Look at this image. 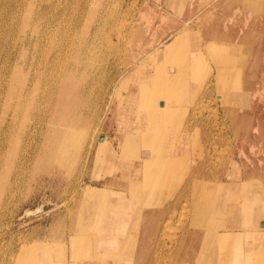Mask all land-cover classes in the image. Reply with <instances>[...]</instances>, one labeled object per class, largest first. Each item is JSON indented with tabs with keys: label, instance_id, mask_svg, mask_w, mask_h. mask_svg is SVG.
Returning a JSON list of instances; mask_svg holds the SVG:
<instances>
[{
	"label": "rangeland",
	"instance_id": "rangeland-1",
	"mask_svg": "<svg viewBox=\"0 0 264 264\" xmlns=\"http://www.w3.org/2000/svg\"><path fill=\"white\" fill-rule=\"evenodd\" d=\"M56 1L0 0V29L4 30H0V264H26L30 258L27 253L30 246L46 240L63 243L66 247L67 264H78L73 261L78 259L74 242L77 234L73 229L78 215L72 220V212L77 208L75 198L81 185L103 191L102 193L107 195V202L118 197H132L127 188V191L123 192L119 185L111 183L110 179L120 174L114 175L107 168L110 167L109 163L104 164L98 159L102 154L104 158H108L99 142L101 139L107 142L112 151L119 146L122 133L119 124L123 108L116 110V86H112V94H108L109 100L104 106H95L96 92H88L87 85L94 84L96 90H100L107 79H104L105 70L97 73L91 64L97 63L100 66L107 60L110 61L108 69L114 71L108 78L112 77L117 84L121 76L132 70L141 59L150 61V54L156 48L162 46L157 51L161 52L178 31L191 27L194 30L192 32L201 37L200 46L206 53L204 59L207 62V70L200 71L191 79L187 93L189 95L178 102L177 116L173 119L177 136L185 134L188 140H179L176 144L175 151L181 152L183 157L178 169L180 171L165 187L161 202H143L142 205V200L139 199L136 201L138 203L132 206L127 223L129 229L121 246L127 244V240L129 242L130 235L135 236L130 238L128 253L122 252L121 259L126 262L124 264H187L185 261L189 262L188 264H226L221 260L228 255L218 242H221V235L231 231L235 232L232 241L241 239L247 241V245H253V252L259 254L255 256L256 261L253 264H261L257 258L260 256L264 260V233L246 234V231L255 229L250 221L236 220L227 214L228 203L234 204L243 200V197H239V186H230V194L213 196L214 204L210 215L206 214V206L201 201H204L206 190L216 188V182L235 180L240 183L244 180H254L253 197L256 201L253 205V223H258L264 208V0ZM96 33L99 34L98 37ZM69 40L82 41L77 49L81 52L83 61L81 69H87L85 73H80L79 78L85 81L86 89L80 90L79 93L81 101H84L81 105L83 108L78 107L76 110L82 119L73 124L79 144L70 149L69 157L61 165L55 162L53 141L50 139L54 126L60 127L66 123L63 118L54 121L52 117L59 94L58 85L55 83L62 78L57 72L62 59L54 57V54L57 48L60 50ZM207 40H216L223 47L230 49L229 58H215L207 50ZM92 41L95 47L90 49L87 43ZM109 43L116 45V48H109ZM87 57L90 58L88 61ZM221 66L227 68L228 77L225 79L217 75ZM53 77L59 80L55 82L56 78ZM26 91L29 93L26 94ZM120 92L119 89L118 93ZM126 98L127 91L123 89L119 101L122 103ZM37 106L42 107L40 109ZM194 130L199 131L198 136ZM50 144L51 151H47ZM59 154L62 152L56 154L57 158ZM188 167L183 181H177ZM194 180L195 188L192 187ZM96 193L94 191L84 197L85 202L81 206L83 218L104 202ZM160 221L163 222L160 224ZM165 227L167 229H164ZM147 229L150 232L144 235ZM241 231L242 236L238 233ZM143 240L145 253L141 260L139 254ZM132 246L137 248L134 256L129 253ZM237 246L235 242L234 249ZM20 251L24 253L17 262ZM90 255L91 252L87 251V262L94 259Z\"/></svg>",
	"mask_w": 264,
	"mask_h": 264
},
{
	"label": "bare ground",
	"instance_id": "bare-ground-1",
	"mask_svg": "<svg viewBox=\"0 0 264 264\" xmlns=\"http://www.w3.org/2000/svg\"><path fill=\"white\" fill-rule=\"evenodd\" d=\"M67 2H70V1L68 0ZM116 2H118V0ZM20 3H21V1H20ZM53 3L55 4V2H53ZM71 3H72V1H71ZM10 6H9V8H10ZM118 7H120V6H118ZM121 9H123V7H121ZM13 10H15V8ZM78 10H75V11H78ZM106 11H108V10H106ZM111 11H112V9H111ZM3 13H5V12H3ZM57 13L58 12H56V14ZM113 13H112V15H113ZM19 15H21V14H19ZM122 15H124V14H122ZM17 16H18V14H17ZM53 16H55V15H53ZM45 17H46V15H45ZM123 20H125V19H123ZM123 20H121V21H123ZM204 21H205V19H204ZM57 22H58V20H57ZM61 23H62V21H61ZM69 23H71V22H69ZM129 23H131V20H130ZM10 24H12V23H10ZM22 24H24V23H22ZM44 24H45V21H44ZM48 25H49V23H48ZM114 25H115V23H114ZM148 25L149 24H147V26ZM188 25H190V24H188ZM44 26H46V25H44ZM186 27H188V26H186ZM47 28H49V27H47ZM64 28H65V25H64ZM191 28H184V29L178 31L171 38L172 41L170 42V44L166 45V47L164 49H162L161 52H157V51L159 49H161L162 46L156 48L153 52L151 51L152 53L150 54V58H149L150 61H148V62L144 61V60L142 61V59H141V62L137 63L136 66L132 70H130L128 73H126L123 76H121V78H120V80H119V82L117 84H116L117 81L115 82L112 77L108 78V77L111 76V74H113V71H114L113 69H110V70L108 69L110 61L108 62V60H107V62H105L103 65H100V66H98L97 63L96 64L95 63L91 64L92 68L97 70L96 71L97 73H100L102 70L106 71L105 75H104L106 78H104V77L103 78L107 79V81H106V83L103 82L104 84H102V87H101L100 90H99V88L96 90L94 84L87 85L88 88L86 89V86H84L85 81H83V78H79L80 73L81 72L85 73V71L87 69V68H84V67H83L84 69H81L82 68L81 65H83V63H82L83 61H81L82 60L81 59V52L77 49V48H79V46H81L82 41L69 40L67 42L66 46H63V48L60 47V50H58V48H57L58 51L55 50L56 53L54 54L55 55L54 57H56V58L57 57H61V59H62V62H61L62 64L57 69L58 74L60 76H62V78L57 83L56 81H57L58 78L53 77V78H56V80H54V81L56 82L55 84L58 85L57 87L59 88V94L57 96V101L55 103L54 110L52 111V117H53L54 121L57 118L61 119V120L63 118V119L66 120V123H63V125H61V126L59 125L60 127L54 126V128L52 129V135L50 136L51 137L50 139H51V141H53V146H54V150L53 151L55 152V156H54L55 157L54 158L55 162L57 161V164H61L62 165L64 163L65 159L67 157H69L70 152H71L70 149L73 148L74 145L77 146L79 144V139H77V135H76L77 131L73 127V124L75 122L80 121L82 119L81 114L78 113V112L76 113L77 108L78 107H80V109L83 108V107H81V105L84 104V101H81L82 97H81V94H79L80 90L86 89V90H88V92H90L92 94L94 92H96L95 93L96 100H95L94 103H95V106L98 108L100 106L102 107V105L104 103L108 102L109 99H107L108 98L107 96H108V94L109 95L112 94V91H111V89H113L112 86H114V87L116 86L115 87V92L117 93V96H118V102H117V105H116V110L120 109V108L121 109L123 108L122 111H121V115H120L121 121H120V124H119V127L122 130L121 137L119 138V143H118L119 146H117V149L115 151H112L108 147L107 142H105L104 139H101V141H99V142H100L101 145H103L104 150H105V152L108 155V158L107 159L104 158V156L102 154V155L99 156L98 159L99 160L101 159L104 164L109 163L110 167L107 166V168H108L109 171L114 173V175H116L118 173L120 174V176H115L114 178H111L110 179L111 183H115V184L119 185L120 189H122L123 192L127 191L126 190V188H127L131 192V196H132L131 198L118 197V198H115V200H111V201L107 202V201H105V198L107 199V195L103 194L102 193L103 191H100L99 189H96V188L92 189V188H90V186H85L84 187V184L81 185L80 190L78 192V196L75 198V201H76V204H77V208H74L73 212H72V220L74 219V217L76 215H78V217L75 220L76 223H74V225H73V229L75 230V232L77 234V236L75 237L76 239H75L74 242H75V246H76V249H77L75 255L77 256V258L79 260L78 259L77 260L74 259L73 260L74 263L77 262L78 264H87V263L88 264L89 263H92V264H109L111 262V264H118L121 261L123 262V264L126 263V262H124V260L121 259V255H122V252L128 253V251H127L128 246H129L128 244H131L130 238L133 239V237L135 235H130L129 236V242L127 240V244L124 243L121 246V242L124 239L125 234H123V235L122 234H118L117 235V233H119L118 231H121L123 229V228H121L120 222L123 219H125L127 214H129L131 212L130 209L132 208L133 205H136L138 203L136 201L139 200V199L142 200L141 201L142 205H143V202H145L146 204H155V203L161 202L165 187L168 184L171 183V181H172L171 179L173 178V176L175 177L177 172L180 171L178 169H179V166L181 165V163L183 161V157H182L181 152H176L175 151L176 144L179 143V140L181 142L188 141V140H186L187 136L185 134H178V136H177V134H176L177 128H176V124L173 121V119L175 118V116H177L178 102L181 99H184L186 96L189 95V94L187 95V93L189 92V87L191 85V79L194 78L195 76H197L200 71L207 70V62L204 59V55H206V53L203 50L204 48L202 49L201 48L202 46H200V38L201 37H198V35L194 34L192 32L194 30L191 29ZM99 29H100V27H99ZM43 30H45V28ZM60 30H62V29H60ZM79 30H80V28H79ZM119 30H121V28ZM52 31H53V29H52ZM134 31H135V29H134ZM13 32H14V30H13ZM119 33H121V32H119ZM12 34L14 35L15 33H12ZM97 34L98 33H96V36H97ZM51 36H53V35H51ZM98 36H99V34H98ZM127 36H128V34H127ZM216 36H217V34H216ZM216 36H215V38H216ZM22 38L24 39V37H22ZM66 39H67V37H66ZM126 40H127V37H126ZM5 41H6V39H5ZM90 41H91V39H90ZM121 41H122V39H121ZM44 42L45 41H43V43ZM62 42H63V40H62ZM87 44H88L87 45L88 48H90V49H92V46L95 47V43L93 41H92V43H90V44L87 43ZM104 45H106V44H104ZM107 46L109 48H112V49L116 48V45H113V43H109V44H107ZM17 47H19V45ZM206 47H207V50L211 54H213V56H215V58L216 57H222V59L223 58L225 59V58H229V56H230V52H229L230 49L226 48L225 46L223 47V45L219 44L216 40H207L206 41ZM236 48L238 49V47H236ZM19 49H20V47H19ZM97 50H98V48H97ZM42 51H44V50H42ZM93 51H95V50H93ZM11 55H10V57H11ZM18 55L19 54H17V56ZM117 58H119V56ZM4 59H6V58H4ZM89 59L90 58H88L87 61ZM24 60H25V58H24ZM237 61H235V62H237ZM53 64H54V62H53ZM22 65H23V63H22ZM88 66H89V64H88ZM24 69H26V68H24ZM115 69H116V67H115ZM120 69H121V67H120ZM36 73L38 74V72H36ZM226 73H228L227 72V68H224V66H221V68L218 69L217 75L221 79H223V78L225 79V78L228 77V74H226ZM119 74H121V73H119ZM114 76H116V75L114 74ZM5 85H7V84L5 83ZM49 85H51V84H49ZM119 89L121 90L120 93H118ZM123 89H125L127 91V98H126V100L124 102L121 103L119 101V98H120V96L122 94V90ZM53 90H54V87H53ZM27 91H26V94L29 93ZM52 96H53V94H52ZM91 96H93V95H91ZM25 97H26V95H25ZM22 98H24V97H22ZM44 98H43V100H44ZM2 99H4V97ZM110 99H111V96H110ZM23 101H24V99H23ZM47 101H48V99H47ZM0 102H1V100H0ZM37 104L39 105V103H37ZM22 107H24V105H22ZM41 107H38V108L41 109ZM107 108H109V107H107ZM100 112H103V111H100ZM38 113H39V111H38ZM45 114H47V113H45ZM39 115H40V113H39ZM35 117H38V116H35ZM87 121H88V119H87ZM88 125H90V124H88ZM87 127H89V126H87ZM90 127H92V126H90ZM80 129H78V130H80ZM194 131H196V130H194ZM198 132L199 131H196V136L199 135ZM182 135H184V136H182ZM4 137H5V135H4ZM56 139H57V141H56ZM30 144H32V143H30ZM35 147H37V146H35ZM51 148H52V146L50 144L49 148L47 149V151H51ZM1 152H2V150H1ZM58 152H62V154H59L58 158H57L56 154ZM188 170H189V167H188V169L186 171L184 170V172L182 173V176L180 175V178H178L177 181H180V182L183 181V177H184L185 173ZM253 181L254 180L247 182V181L244 180V181L238 183L235 180H231V181H229V180L228 181L227 180L224 181L223 180L221 182H216L217 183L216 188H212V190H206L205 196L203 198L204 201L203 202L201 201V203L206 206V214L210 215L211 211L213 210V208H212V206L214 204V197L213 196L216 197V196H218L220 194L221 195L230 194L231 192L228 190L229 187L232 186V185H238L239 186V188H238L239 197H243V200H240L241 202L239 201V202H236L234 204L231 203L232 205L227 202L228 203V205H227V214L230 215L231 217H234L236 220L245 219V220L250 221V223L255 228V229L252 228L251 231H253L255 233H264V208L261 210V213H260L261 217H260L258 223L257 222L253 223L255 221V220H253L254 216H255V212H254L255 209L253 208V205H254V202L256 201V199H254V197H253V195L255 194L254 193V191H255L254 190L255 182H253ZM213 186H214V183H213ZM192 187L193 188L196 187L195 180L192 183ZM94 191L97 192L96 193L97 195L99 194L103 198L104 202L101 203L99 205V207H97V209H94L90 214H87V215L85 214V218H83V214H81V206L85 202L84 197L87 194H92V192L94 193ZM186 191H187V189H186ZM96 194H94V195H96ZM186 198H187V196H186ZM188 198H189V196H188ZM247 199L249 201H251V203H249V201H247ZM185 200H187V199H185ZM221 201H223V200L221 199ZM186 202H185V204H186ZM183 206H184V204H183ZM175 212H177V210H175ZM188 212H186V213H188ZM190 214H191V212H190ZM161 222H163V221H160V224H161ZM185 222H187V221H185ZM205 227H206V225H205ZM125 229L126 228L124 227V230ZM132 229H133V226H132ZM164 229H167V228L165 227ZM149 232L150 231L147 229L144 232V235L149 234ZM247 232H249V231H246L245 233H247ZM234 233L235 232L226 231L225 235H221V237L219 238L221 242H218V244L220 243L223 246V250L225 249L224 253L228 255L227 257H225L221 261H224V263H226V264H253L254 261H256V257L255 256H258L259 254H257V252L255 254L253 252V250L251 248L253 245H247L246 241H242L241 239H239V241H235L238 244V246L236 247V249H234L235 248V242L232 241V237L235 236ZM238 233H241L240 235L242 236V231L238 232ZM100 237H102V239H104V241L103 240L101 241ZM138 237H139V235H138ZM234 240H236V239H234ZM104 243L105 244L112 243V246H110L109 249L110 250L113 249V250L109 251V250L103 248L104 247ZM98 244L101 245L100 248L97 247ZM144 245H145V242L143 240L142 244L140 245V254H139L140 257H141L140 258L141 260H143V256H144V253H145ZM134 247H135V244H134ZM134 247L132 246L131 251H129V253H132L133 256L137 252V248L135 249ZM86 250L91 252V255L94 257L93 261L87 262L88 260L86 259V252H87ZM19 253H20V257L17 258V262L22 258V253H24V252L20 251ZM27 253L29 254L30 258H29V261L26 264H67L66 247H65V245L63 243H59V242L57 243V242H52L50 240H46L43 243H39V244H35V245L30 246L29 251H27ZM110 258H113V259H110ZM257 259H259L258 262L261 261L260 263L264 264V260L262 259V257L259 256V258H257ZM109 260H113V261L109 262ZM185 263L188 264L189 262L185 261ZM129 264H131V262Z\"/></svg>",
	"mask_w": 264,
	"mask_h": 264
},
{
	"label": "crops",
	"instance_id": "crops-1",
	"mask_svg": "<svg viewBox=\"0 0 264 264\" xmlns=\"http://www.w3.org/2000/svg\"><path fill=\"white\" fill-rule=\"evenodd\" d=\"M128 219H129V214H127L126 217H125V219H123V220L120 222L121 228H123V229H122L121 231H118L119 233H117V235H118V234H122V235H123V234H125V233L127 232V229H128V226H127ZM120 225H119V226H120ZM124 227L126 228L125 230H124ZM251 233H255V232H253V231L250 230V231L247 232L246 234H249V235H250ZM246 236H247V235H246ZM100 238H101V239H100L101 241H102V240L104 241V239H102V237H100ZM246 243H248V242L246 241ZM107 245H108V246H107ZM110 246H112V243H108V244H105V243H104V247H103V248H105V249L111 251V250H113V249L110 250V249H109ZM97 247L100 248L101 245L98 244Z\"/></svg>",
	"mask_w": 264,
	"mask_h": 264
}]
</instances>
